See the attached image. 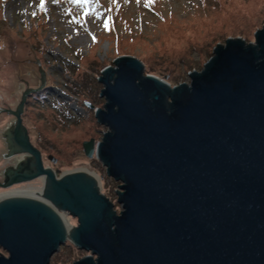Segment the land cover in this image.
<instances>
[{
  "label": "water",
  "instance_id": "1",
  "mask_svg": "<svg viewBox=\"0 0 264 264\" xmlns=\"http://www.w3.org/2000/svg\"><path fill=\"white\" fill-rule=\"evenodd\" d=\"M252 39L214 45L188 83L128 54L100 71L93 114L106 130L81 149L121 181L117 211L95 179L56 175L29 143L20 114L42 74L0 108L13 149L31 158L0 183V264H264V24Z\"/></svg>",
  "mask_w": 264,
  "mask_h": 264
},
{
  "label": "rangeland",
  "instance_id": "2",
  "mask_svg": "<svg viewBox=\"0 0 264 264\" xmlns=\"http://www.w3.org/2000/svg\"><path fill=\"white\" fill-rule=\"evenodd\" d=\"M39 3L0 0V108L13 109L21 91L37 87L42 74L43 85L26 96L20 114L29 143L56 175L90 170L115 211L121 209L114 191L121 181L81 149L82 140H100L106 130L93 114L104 103L100 71L128 54L170 85L188 83V72L202 68L214 45L235 36L253 42L264 24V0H45L44 10ZM13 121L0 110V183L12 170L30 169V156L7 138Z\"/></svg>",
  "mask_w": 264,
  "mask_h": 264
},
{
  "label": "snow or ice",
  "instance_id": "3",
  "mask_svg": "<svg viewBox=\"0 0 264 264\" xmlns=\"http://www.w3.org/2000/svg\"><path fill=\"white\" fill-rule=\"evenodd\" d=\"M54 2H55V0H54ZM71 2L75 3V4H78V5H82L84 3L92 2V0H71ZM146 2L150 4V3H153L154 0H146ZM44 4H45V0H40L39 8L41 10H44ZM104 27H105L106 30L108 29V21L107 20L104 21Z\"/></svg>",
  "mask_w": 264,
  "mask_h": 264
},
{
  "label": "bare ground",
  "instance_id": "4",
  "mask_svg": "<svg viewBox=\"0 0 264 264\" xmlns=\"http://www.w3.org/2000/svg\"><path fill=\"white\" fill-rule=\"evenodd\" d=\"M84 174H87L89 176H91L92 179H95L94 174L90 171L87 170L86 172H82ZM67 174V173H66ZM60 177V176H59ZM97 181V180H96ZM97 184V183H96ZM58 212L60 213V215L62 216V218L68 223V224H72V222H70V219L68 218L70 215H68L69 213H67L66 211H64V209L62 208H58Z\"/></svg>",
  "mask_w": 264,
  "mask_h": 264
},
{
  "label": "trees",
  "instance_id": "5",
  "mask_svg": "<svg viewBox=\"0 0 264 264\" xmlns=\"http://www.w3.org/2000/svg\"><path fill=\"white\" fill-rule=\"evenodd\" d=\"M110 33H113V32H111V31H109ZM78 96V95H77ZM26 101H27V99H26Z\"/></svg>",
  "mask_w": 264,
  "mask_h": 264
}]
</instances>
